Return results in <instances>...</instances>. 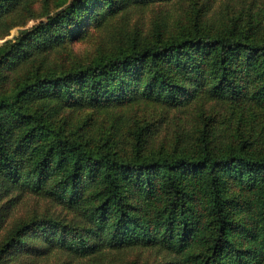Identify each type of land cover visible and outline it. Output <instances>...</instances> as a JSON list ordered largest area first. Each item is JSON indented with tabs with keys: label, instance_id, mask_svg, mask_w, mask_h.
<instances>
[{
	"label": "trees",
	"instance_id": "obj_1",
	"mask_svg": "<svg viewBox=\"0 0 264 264\" xmlns=\"http://www.w3.org/2000/svg\"><path fill=\"white\" fill-rule=\"evenodd\" d=\"M7 1L0 0V22ZM173 1L72 0L0 46V89L12 87L0 97V232L22 198L44 202L5 228L0 264L127 249L165 255L145 264H264V146L251 150L244 141L220 151L206 142L188 154L126 156L51 123L67 109L138 100L178 110L209 98L264 111V29L240 30L241 19L213 34L157 38L85 67L10 75L61 51L86 20L100 25L129 8ZM228 180L234 196L226 195Z\"/></svg>",
	"mask_w": 264,
	"mask_h": 264
},
{
	"label": "rangeland",
	"instance_id": "obj_2",
	"mask_svg": "<svg viewBox=\"0 0 264 264\" xmlns=\"http://www.w3.org/2000/svg\"><path fill=\"white\" fill-rule=\"evenodd\" d=\"M71 1L8 0L4 3L8 11L0 22V46L15 43L23 33L45 23ZM151 6L126 9L100 25L86 20L82 31L61 51L38 58L10 75L85 67L100 56L129 51L157 38L167 40L196 33L213 34L231 28L241 19L240 30L251 26H258V31L264 29V0H174L166 6ZM11 89L9 85L2 87L0 97ZM52 106L55 107V103ZM51 120L52 126L63 134L107 144L126 156H134L137 152L142 157L184 151L188 154L206 142H211L220 151L229 147L237 149L244 141L247 149L249 146L251 150L259 151L264 146L263 110L209 98H201L178 110L140 100L122 106L71 108L60 112L59 117L54 115ZM225 192L227 196L235 193L231 180H228ZM43 207L40 198H22L6 219L0 238L15 219L22 215L27 217L32 210L40 211ZM164 259L165 255L156 250L127 249L104 251L93 258H74L52 252L28 264H145L147 260L158 263Z\"/></svg>",
	"mask_w": 264,
	"mask_h": 264
}]
</instances>
